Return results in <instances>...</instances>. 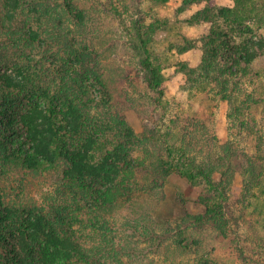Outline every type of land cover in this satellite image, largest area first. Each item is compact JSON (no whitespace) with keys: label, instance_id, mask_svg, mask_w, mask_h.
<instances>
[{"label":"trees","instance_id":"obj_1","mask_svg":"<svg viewBox=\"0 0 264 264\" xmlns=\"http://www.w3.org/2000/svg\"><path fill=\"white\" fill-rule=\"evenodd\" d=\"M76 1L0 0V244L12 249L0 248V264H124L117 214L128 210L132 222L129 218L124 226L137 229L140 208L155 202L156 188L173 172L206 185L200 197L206 210L198 221L211 222L226 237L231 234L232 242L238 237L233 225L242 220L264 230V125L256 130L254 154L244 153L241 160L228 142L206 163L189 154L185 141L178 145L174 131L168 130L166 145L154 141V131L137 133L103 72L108 53L97 41L103 36L96 35L92 15L87 18ZM130 1L137 14L135 32L124 23L130 4L123 9L113 5L107 12L130 33L142 82L155 92L153 102L164 106L162 57L151 43L166 22L159 15L147 21L142 0ZM205 1L190 20L211 23L202 37L204 54L198 68L182 66L198 74L194 83L202 78L200 89L231 101L240 125L254 133L253 107L264 104V0H233L217 10L216 0ZM231 25H242L252 35L234 42ZM11 117L16 123L9 128L1 119ZM24 168L34 174L56 172L45 203L18 204L27 183L14 174ZM239 169L243 191L234 196L231 187ZM162 196L167 205L172 202L167 200L172 196ZM183 216L195 217L188 211ZM239 239L240 248L249 246ZM113 251L120 255L117 263Z\"/></svg>","mask_w":264,"mask_h":264},{"label":"rangeland","instance_id":"obj_2","mask_svg":"<svg viewBox=\"0 0 264 264\" xmlns=\"http://www.w3.org/2000/svg\"><path fill=\"white\" fill-rule=\"evenodd\" d=\"M76 2L86 9L87 18L92 15L90 26L96 30V35L103 36L97 39L98 45L101 46L102 41L108 53L103 72L113 86L115 98L121 101L122 106L119 109L125 112V119L137 133L141 134L145 129L150 133L154 131V141L158 138L159 144L166 145L164 142L169 141L166 137L168 130L174 131V141L178 145L181 140L185 141L189 154L204 163L214 160L216 153L223 152L220 150L221 145L228 142L236 150L235 154L239 152L240 159L244 153L250 155L255 153L258 138L256 130L264 125V104L253 107L256 121L250 124L255 125L253 133L250 127L240 125L231 101L215 98L213 93H206L200 89V83L204 82L202 78L194 83V78L198 74L191 75L188 73L189 68L184 69L182 66V63L186 62L197 67L201 62L204 54L202 37L209 32L211 23L202 21L192 24L190 20L196 11L207 5V1L196 3H185L184 0H168L164 3L141 1L140 7L142 13L147 16V21H151L154 15H159L166 22V25L157 29L151 43L155 53L162 57L164 106L153 102L150 95H156L155 92L142 82L140 58L130 47V33L124 30L116 15L111 11L107 12V9H113V5L123 9L126 4H130V10L124 15V23L135 32L132 19L137 14L134 15V5L131 1ZM233 3V0H216L214 9ZM220 21L229 26L227 21L222 19ZM242 29V25H231L230 32L234 42L239 43L252 35L251 32H244ZM11 118V120L3 118L1 121L10 128L16 123V119ZM150 141L153 142L152 139ZM23 174L26 175L22 176ZM55 176L54 171L34 174L27 168L14 174V179L24 178L27 183L18 204L45 203L54 190ZM243 177V170L239 169L231 187L233 195H239L243 191ZM167 179L169 182L165 183ZM204 187L205 184H192L186 177L173 172L156 188L155 202L145 203L144 207L140 208L143 212L136 215L137 229L124 226L129 218L132 222L133 214L128 210L119 212L116 216V225L120 232L116 235L117 243L124 247V264H264V254L260 252L264 251V230L261 229V225L258 224L260 227L256 230L250 228V221L242 220L241 225H233L235 229L233 231L237 232L238 237L236 236L237 240L232 242L231 234L226 237L211 222L198 221L196 216L206 210L200 200L205 194ZM164 193L173 197L167 199L172 201L169 205L162 196ZM175 193L177 195H174ZM156 208L161 209L158 211ZM187 211L195 217L183 216ZM236 213L239 215L238 208ZM157 219L166 222L159 223ZM239 236L245 238L247 240L245 242L252 248L249 246L240 248ZM0 248L5 251L12 250L10 246L6 247L4 244H0ZM113 252L111 254L114 263H117L120 255Z\"/></svg>","mask_w":264,"mask_h":264}]
</instances>
